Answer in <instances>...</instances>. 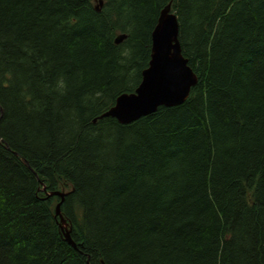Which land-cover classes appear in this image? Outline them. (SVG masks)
Instances as JSON below:
<instances>
[{
	"label": "trees",
	"instance_id": "obj_1",
	"mask_svg": "<svg viewBox=\"0 0 264 264\" xmlns=\"http://www.w3.org/2000/svg\"><path fill=\"white\" fill-rule=\"evenodd\" d=\"M101 1L0 0V264H264V0ZM167 5L187 100L98 118Z\"/></svg>",
	"mask_w": 264,
	"mask_h": 264
},
{
	"label": "water",
	"instance_id": "obj_2",
	"mask_svg": "<svg viewBox=\"0 0 264 264\" xmlns=\"http://www.w3.org/2000/svg\"><path fill=\"white\" fill-rule=\"evenodd\" d=\"M94 9L100 12L102 1L94 0ZM178 21L176 14L167 5L159 14L151 32V51L148 66L141 73V80L134 92L118 96L114 105L98 118H112L119 124L127 125L155 113L159 108H172L183 104L197 83V76L181 54L178 41ZM126 38L118 35L115 44ZM45 191V188H42ZM68 192L55 191L48 197H58L55 215L60 217L62 229L66 224L60 214V206ZM65 241L76 248L70 239V231L64 232Z\"/></svg>",
	"mask_w": 264,
	"mask_h": 264
},
{
	"label": "clouds",
	"instance_id": "obj_3",
	"mask_svg": "<svg viewBox=\"0 0 264 264\" xmlns=\"http://www.w3.org/2000/svg\"><path fill=\"white\" fill-rule=\"evenodd\" d=\"M132 52L133 50L131 48H124L121 52H120V56L123 58L120 63H125L126 60H130L132 57ZM55 91L60 95L63 96L66 94L67 91V85L63 79V77L59 78L56 81V85H55ZM85 100H87V97L84 98Z\"/></svg>",
	"mask_w": 264,
	"mask_h": 264
}]
</instances>
